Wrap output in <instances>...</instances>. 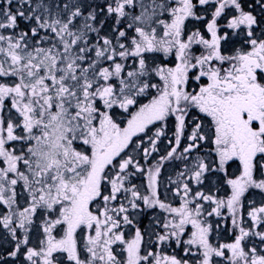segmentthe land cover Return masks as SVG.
<instances>
[{"label": "snow or ice", "instance_id": "snow-or-ice-1", "mask_svg": "<svg viewBox=\"0 0 264 264\" xmlns=\"http://www.w3.org/2000/svg\"><path fill=\"white\" fill-rule=\"evenodd\" d=\"M0 264H264V0H0Z\"/></svg>", "mask_w": 264, "mask_h": 264}, {"label": "rangeland", "instance_id": "rangeland-1", "mask_svg": "<svg viewBox=\"0 0 264 264\" xmlns=\"http://www.w3.org/2000/svg\"><path fill=\"white\" fill-rule=\"evenodd\" d=\"M234 167V166H233ZM167 175V172H165V176Z\"/></svg>", "mask_w": 264, "mask_h": 264}, {"label": "flooded vegetation", "instance_id": "flooded-vegetation-1", "mask_svg": "<svg viewBox=\"0 0 264 264\" xmlns=\"http://www.w3.org/2000/svg\"><path fill=\"white\" fill-rule=\"evenodd\" d=\"M235 167V166H234ZM226 235V234H225Z\"/></svg>", "mask_w": 264, "mask_h": 264}]
</instances>
